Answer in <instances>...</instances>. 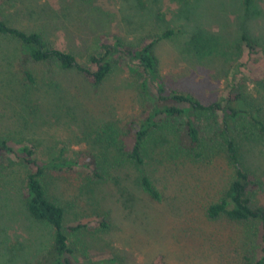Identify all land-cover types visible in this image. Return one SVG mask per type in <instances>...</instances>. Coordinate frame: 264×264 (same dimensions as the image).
Wrapping results in <instances>:
<instances>
[{"label":"rangeland","instance_id":"1","mask_svg":"<svg viewBox=\"0 0 264 264\" xmlns=\"http://www.w3.org/2000/svg\"><path fill=\"white\" fill-rule=\"evenodd\" d=\"M191 1L9 0L0 1V16L41 32L49 46L73 53L84 65L104 35L136 45L172 30L153 45L165 90L203 103L243 93L245 103L230 128L242 165L259 181L252 201L264 204V138L252 122V114L264 120V84L256 81L264 71V0H253L248 11L242 0ZM243 32L257 44L256 53L241 45ZM15 46L0 40V138L15 146L20 140L42 160L62 146L88 148L97 157L100 178L46 173L49 196L65 208V227L84 224L70 236L79 264H243L253 254L254 221L206 214L235 173L214 138L220 113H194L202 140L198 155L186 148L185 116L167 118L145 138L144 161L135 164L119 154L115 140L149 107L137 76L119 64L94 85L54 60L22 63ZM24 69L35 78L28 89ZM28 172L14 155L0 162V264H36L51 240V227L26 210ZM142 175L159 190V200L142 190Z\"/></svg>","mask_w":264,"mask_h":264},{"label":"trees","instance_id":"2","mask_svg":"<svg viewBox=\"0 0 264 264\" xmlns=\"http://www.w3.org/2000/svg\"><path fill=\"white\" fill-rule=\"evenodd\" d=\"M7 3L9 0H0ZM181 6L190 5L191 0H173ZM253 0H242L246 11ZM173 33L164 32L156 39L139 44L125 43L122 39L101 37L98 50L88 57V65L80 63L76 56L65 50L49 46L41 32L25 31L0 16V40L8 39L15 43L18 58L22 63L27 61L46 62L54 60L60 69H75L86 81L98 85L111 73L114 66L121 64L132 76L138 78V90L149 100V107L143 110L137 119H131L117 134L115 144L119 154L135 164L143 163L142 143L159 122L164 119H175L185 116L186 148L194 155L202 147L200 128L195 123L193 115L196 111L220 113L218 127L214 138L224 146L228 161L233 165L235 173L223 195L206 208L210 218L224 216L234 221H254V230L258 240L253 254L244 256L243 264H264V204L253 203L252 192L258 188L257 176L244 168L241 163L239 145L230 128V120L240 111L245 103L243 93H228L219 100L203 103L194 95L186 92H167L157 71V58L153 52L155 41ZM194 38L198 39L195 35ZM240 42L249 54L257 52V44L247 33H242ZM2 52V51H1ZM249 63V62H248ZM24 88L35 84V78L28 69L23 70ZM260 81L264 84V71ZM240 84L237 85V88ZM252 122L260 136L264 138V120L252 114ZM10 143L8 139L0 138V162L14 155L15 159L29 167L26 175L23 201L29 216L38 222L47 223L52 230L51 240L46 252L36 264H79L75 244L70 236L76 234L84 224L74 223L64 225L65 208L47 192L46 173L49 170L59 172H85L93 177H102L98 171L97 157L88 148L67 149L62 146L58 151L49 153L46 160L37 157L34 148ZM142 190L153 200L160 199V192L149 176L140 177ZM103 225L104 219L100 220ZM68 232V233H67ZM69 234V235H68ZM71 241V242H70ZM111 261V259H110Z\"/></svg>","mask_w":264,"mask_h":264}]
</instances>
